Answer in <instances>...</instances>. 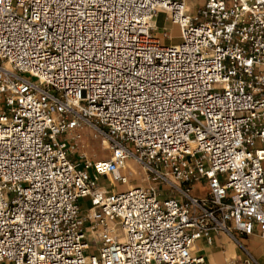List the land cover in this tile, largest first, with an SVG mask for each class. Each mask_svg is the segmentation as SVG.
Wrapping results in <instances>:
<instances>
[{
	"label": "built area",
	"instance_id": "2783aa9c",
	"mask_svg": "<svg viewBox=\"0 0 264 264\" xmlns=\"http://www.w3.org/2000/svg\"><path fill=\"white\" fill-rule=\"evenodd\" d=\"M186 4L0 0V264H205L194 243L213 232L253 260L264 0ZM83 128L108 159L80 150ZM127 157L152 186L110 189L130 181Z\"/></svg>",
	"mask_w": 264,
	"mask_h": 264
},
{
	"label": "rangeland",
	"instance_id": "374dc122",
	"mask_svg": "<svg viewBox=\"0 0 264 264\" xmlns=\"http://www.w3.org/2000/svg\"><path fill=\"white\" fill-rule=\"evenodd\" d=\"M187 4L190 7L191 13L196 10L198 6L201 5L202 0H186ZM156 35H158L163 43H174L178 40V37L180 35L179 30L176 26L171 25L168 21L165 20V14L164 12L160 11L158 13V16L156 18ZM167 32L168 37L163 35V32ZM172 42V43H171ZM82 138H81V151L86 154V156L91 160H106L109 157L110 150L108 149L107 142L99 136H94L93 131L83 128L82 129ZM132 160V159H130ZM128 167L133 170V172L129 171L130 173V181L126 185H132V186H139V187H149L154 184L155 181H153L151 178V175L149 173H145V171L142 169V167L136 163L135 161L128 162ZM110 189H115L116 191L119 190H125L124 184H117L113 183V181H110ZM173 192H163V195L170 196L173 195ZM198 195H203L202 191H199L197 193ZM80 203L82 205H85V200L81 199ZM90 251V250H89Z\"/></svg>",
	"mask_w": 264,
	"mask_h": 264
},
{
	"label": "crops",
	"instance_id": "0c3cea01",
	"mask_svg": "<svg viewBox=\"0 0 264 264\" xmlns=\"http://www.w3.org/2000/svg\"><path fill=\"white\" fill-rule=\"evenodd\" d=\"M212 237L211 244L204 239L194 243L193 251L204 256L205 264H264V238L256 234L241 238L253 258L248 260L241 249L224 233L213 232Z\"/></svg>",
	"mask_w": 264,
	"mask_h": 264
},
{
	"label": "bare ground",
	"instance_id": "6f19581e",
	"mask_svg": "<svg viewBox=\"0 0 264 264\" xmlns=\"http://www.w3.org/2000/svg\"><path fill=\"white\" fill-rule=\"evenodd\" d=\"M185 9L188 11V10H190V7H189V5L188 4H186V6H185ZM173 44V43H172ZM108 145V144H107ZM108 147V146H107ZM130 159H132V158H129V157H127L126 159H125V169H129V171H131V172H133V170H131L129 167H128V162H132L133 163V161H135L134 159H132V160H130ZM136 162V161H135ZM137 163V162H136ZM113 183H115L114 181H113ZM129 183V182H128ZM127 183V184H128ZM127 184H124L125 185V188H127V189H129V188H131V187H139V186H132V185H128V186H126ZM113 191H116L115 189H112Z\"/></svg>",
	"mask_w": 264,
	"mask_h": 264
}]
</instances>
